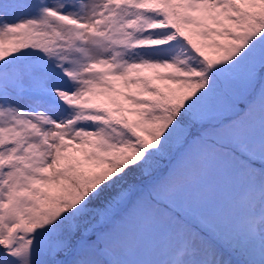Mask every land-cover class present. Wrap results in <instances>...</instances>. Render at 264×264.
Segmentation results:
<instances>
[{"label": "snow or ice", "instance_id": "6c2138e0", "mask_svg": "<svg viewBox=\"0 0 264 264\" xmlns=\"http://www.w3.org/2000/svg\"><path fill=\"white\" fill-rule=\"evenodd\" d=\"M0 264H264V0H0Z\"/></svg>", "mask_w": 264, "mask_h": 264}]
</instances>
